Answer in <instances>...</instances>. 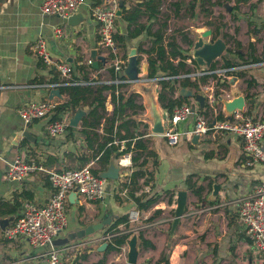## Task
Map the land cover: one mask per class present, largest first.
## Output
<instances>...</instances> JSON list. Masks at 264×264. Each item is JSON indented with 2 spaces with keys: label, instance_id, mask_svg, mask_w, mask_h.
<instances>
[{
  "label": "crops",
  "instance_id": "1",
  "mask_svg": "<svg viewBox=\"0 0 264 264\" xmlns=\"http://www.w3.org/2000/svg\"><path fill=\"white\" fill-rule=\"evenodd\" d=\"M42 1L0 0V264L42 263L47 248H33L24 240L11 241L4 236V231L19 217L25 201L36 206L47 202L52 193L49 172L81 168V156L89 158L85 166L100 169L92 152L86 150L80 135H75V141L69 138V131L57 138L48 135L46 127L53 113L30 124L24 123L18 115V110L26 105L48 99L49 91L39 85L58 77L56 66L70 65L76 76L77 67H86L85 62L92 58V53L96 51L100 56L97 51L98 26L91 15L92 8L99 0H87L68 20L43 15ZM200 1H196L194 9L193 0H155L159 14H153L150 19V11L142 7L143 15L139 23L146 26L149 33L144 32L136 39L126 40L125 49H119L122 59L124 56L128 59L131 51L136 53L140 47L148 51L152 47V36L161 31L165 38L175 37L184 55L190 57L187 65L191 74L207 71L209 68L205 64H196V67L191 64L192 46L206 31H211L213 35L212 28L200 25L207 21L198 14ZM211 1L214 3L211 7L212 19L225 24L216 41L225 44L223 55L233 67L223 69L222 59L219 61V58L214 62L217 78H210L207 84L194 90L203 97L209 93L215 97L213 103L201 107L203 114L220 120L224 118V103L242 97L243 116L254 120L264 119V0ZM141 3L142 0H124L123 7L129 10ZM176 4L180 7L177 8ZM116 27V33L126 34L127 23L122 20V13L116 20ZM57 30L61 32L59 37H56ZM223 34L228 35L229 39L224 40ZM40 36L46 41L53 61L51 66L44 65L33 53V46ZM189 42H192L191 46ZM205 43L211 44V38L205 39ZM227 49L231 52L226 55ZM136 57L140 59L138 79L121 91L136 93L138 100L144 102V110L132 119L141 123L143 136L138 140L146 150L131 152L134 160L126 167L119 166V159L112 157V163L117 166V178L105 180V194L100 201L78 203L74 205V210V206L68 202V226L58 239L80 236L87 226L101 223L104 219H110L112 224L124 214L128 215V227L119 226V232L113 236L128 235L129 238L119 251L105 253L112 235L107 233L109 226H104L99 232L63 245L72 247L65 253L63 264H128V241L133 236L137 237L138 256L135 264H264V252L252 250L244 225L238 219L243 198L256 184L264 183V163L252 168L242 167L243 143L240 137L234 135L209 133L192 142L193 135H189L193 129L191 118L179 124L183 135L176 147L168 146L165 138L153 135L149 128L145 129L148 105L144 91L150 90L159 107L163 108L158 102L159 85L147 79V55L139 52ZM106 61L99 62V69L89 77L111 79L108 69L112 62ZM220 70L231 73H218ZM217 81L223 86L216 96ZM179 90L174 99L181 98ZM61 96L62 99H53L54 105L68 100L66 95ZM105 96V110L111 115L113 106L110 92H106ZM193 102L195 99L190 98L183 103ZM78 110L84 113L88 111L87 107ZM75 113L64 112L61 118L66 119L69 125ZM103 126L102 121L100 133ZM76 129H81L80 123ZM21 155L26 160H33L41 170L31 172L22 182L7 180L5 175L9 164ZM110 166L108 163L98 176ZM134 172L143 174L136 180L138 189L135 197L142 194L160 197L157 203L143 212L136 210L128 197V190L123 187ZM150 173H153L152 180ZM188 176H192L196 187L202 188L200 199L186 189L185 179ZM213 184L220 189L216 202L204 205ZM181 191L187 195L186 208L175 231L171 233L176 198ZM131 213H137L136 222L131 221ZM140 232L153 248L141 245L138 238ZM104 244L106 247L101 250Z\"/></svg>",
  "mask_w": 264,
  "mask_h": 264
},
{
  "label": "built area",
  "instance_id": "2",
  "mask_svg": "<svg viewBox=\"0 0 264 264\" xmlns=\"http://www.w3.org/2000/svg\"><path fill=\"white\" fill-rule=\"evenodd\" d=\"M87 0H43L41 3V13L46 16L58 17L68 20ZM119 10L118 0H99V3L92 8V18L98 26V54L112 62L115 72H123L127 60L122 59L119 48L113 40L117 32L116 20ZM61 34L56 31V37ZM34 55L46 66H51L53 61L48 53L46 41L39 37L33 46ZM93 60L85 62L89 76L96 71L92 67ZM59 73L56 82H47L39 85L48 91L59 89L61 86L71 84L72 69L70 65L63 64L56 66ZM181 75L178 78L190 77L194 79L207 73ZM226 70L218 73L225 74ZM214 73H217L214 71ZM95 78H90L94 80ZM96 80V79H95ZM95 82H81L82 85H93ZM111 83V82H110ZM117 83L131 84V81L124 80ZM106 84V83H105ZM176 96V95H175ZM169 98L165 105H169ZM204 104H211L215 100L213 94L204 96ZM53 101L48 99L33 102L18 110V115L26 124L34 120H41L53 113ZM200 108V109H199ZM203 108V107H202ZM199 103H182L175 105L171 111L164 109L167 116L164 120V133L168 146L179 145L183 132L179 129V124L192 119L193 129L189 135L198 136V139L206 137L209 133H222L234 135L242 139L243 161L242 167L252 168L255 165L264 163V119L254 120L244 117L239 110L231 114L230 119L224 113V118L218 120L206 117ZM66 119L49 122L46 131L51 138H57L66 133L68 127ZM120 151L124 149V142L119 143ZM131 164V154L126 153L118 160L119 166H129ZM41 170L33 160H26L24 155L18 156L8 166L6 179L10 181L22 182L31 172ZM48 181L52 188V193L47 202L42 206H36L30 201H25L21 207V214L14 224L4 231V236L11 241L24 240L33 248H47L41 264H63L65 253L72 249L68 246H53V241L58 239L68 226V196L75 193L78 203H94L103 199L105 194V180L91 171V165L81 168L62 170L60 172H49ZM130 219L136 222L137 213H131ZM239 221L244 225L245 234L251 242V248L256 253L264 252V183L256 184L250 193L243 198L240 203ZM113 236V235H112ZM110 238V237H109Z\"/></svg>",
  "mask_w": 264,
  "mask_h": 264
},
{
  "label": "trees",
  "instance_id": "3",
  "mask_svg": "<svg viewBox=\"0 0 264 264\" xmlns=\"http://www.w3.org/2000/svg\"><path fill=\"white\" fill-rule=\"evenodd\" d=\"M193 1L194 5L192 8L195 9L197 0ZM175 6L177 8L180 7L179 4ZM212 6H214V3H212L211 0H201L198 6V14L207 18V21L202 22L200 25L212 28L213 35L211 36V41L213 42L218 38L220 30L225 28V24L222 22L216 23L212 19ZM142 7H146V9L150 11L149 19L153 14H159L157 9L158 6L155 5V0H142L141 4L129 10L121 7L122 20L127 23V29L126 34L120 35L116 33L113 36V40L119 49H125L126 40L136 39L144 34V32L149 33V29L139 23L143 15L141 10ZM152 37V47L148 51H143L140 47L137 49L136 54L144 52L147 55V79L159 85L160 92L158 94V102L163 109L171 111L175 105H180L189 100L187 98L172 99L169 105H165V101L174 97L179 88L196 90L199 86L207 84L210 78L214 80L217 78L214 73L216 70V63H214L207 71L202 72L207 74L196 76L194 79L190 77L179 79L178 77L181 75L191 74V70L187 65V60H189L190 57L184 55V51L178 45L175 37L170 36L165 38L161 31L155 33ZM222 37L224 40L229 39V36L226 34H223ZM235 44L237 47L239 46V44ZM189 45L191 46L192 42H189ZM230 52L231 51L227 49L225 53L227 55ZM123 58L124 60L127 59L125 56ZM221 59V66L223 69H230L233 67L225 55L222 56ZM191 64L194 67L197 66L194 60H191ZM76 70V76L73 75V72L71 73V84L59 88L60 93L66 95L68 100L54 108L50 121L54 122L60 120L64 112L70 111L75 113L78 109L87 107L88 111L80 122L81 129L77 131L76 128L67 127V131L70 132L69 138H71V141H75V135H80L83 138L86 150L92 152L93 158L96 159V164L100 165L99 170L91 168L92 173L98 175L99 172L104 170L108 163H110L113 156L115 159H119L126 153L131 154V152L135 150H146V147L138 140L140 136H143L140 132L141 123L132 119L133 116L143 111L144 107L139 103L138 94L121 91L127 84L117 82L127 80V78L123 72H115L114 67H109L108 69V73L111 77L110 84H105L95 79L90 80L89 72L86 71V67L84 66L77 67ZM230 73L229 71L226 72V74ZM56 79L57 77L50 82H56ZM88 81L95 83L93 85L80 84L81 82ZM106 92H110V102L113 106L111 115H108L105 110ZM215 95L217 96L218 94L215 93ZM102 121L104 122V126L100 133L99 130ZM121 142H124V149L120 151L119 143ZM79 160L81 162V167H83L87 164L89 158L87 159L81 156ZM131 160H134L132 159V155ZM142 175V173L134 172L129 178V182L123 185V187L128 190V197L133 201L136 210L140 212L146 211L160 200L158 196L148 197L145 194L135 197V191L138 189L136 180ZM152 179L153 173H150V180ZM185 186L187 190L191 191L199 199L201 198L202 188L196 187V185L193 184L192 176L186 177ZM169 202H171V199ZM128 224V215L124 214L109 225L107 233L115 235L119 232V226L123 225L128 227ZM128 238V235L112 236L105 253L119 251L121 246L127 242ZM138 238L144 248H153L152 243L144 239L141 232L138 234ZM169 250L170 249H168V252ZM165 264L168 263L165 262Z\"/></svg>",
  "mask_w": 264,
  "mask_h": 264
},
{
  "label": "water",
  "instance_id": "4",
  "mask_svg": "<svg viewBox=\"0 0 264 264\" xmlns=\"http://www.w3.org/2000/svg\"><path fill=\"white\" fill-rule=\"evenodd\" d=\"M123 3L124 0H118V6H119V10L117 12V16L121 15V7H123ZM71 18V17H70ZM69 18V19H70ZM212 36V32L211 31H206L205 33H203L198 41L194 44L193 46V60L195 61V63L197 65H201L203 66L205 64L206 68H210V66L214 63V61L221 57V55L223 54L224 50H225V44L222 43V41L218 40V41H213L211 44L210 43H205V39L206 38H211ZM93 63H92V67L95 70L99 69V62L102 63H106V59L98 56L96 51L94 53H92V58ZM123 74L125 75V77L127 78V80L133 82L136 81L137 78V74H138V59L136 57V53L135 51H131L129 58L127 60V64L126 67L123 71ZM156 83V82H155ZM200 91V90H198ZM160 92V91H159ZM145 97H146V102L148 105V123H146L144 125L145 129H150V132L153 135H159L162 136L164 133V120L167 116V113L164 112L163 109H161L157 103V101L154 99V96L152 95V93L150 92V90H145L144 91ZM159 94V93H158ZM179 96L181 98H194L198 103L200 107L204 106V102H205V98L196 93L193 89H188V88H180L179 90ZM62 99L61 93L59 89H52L48 92V100L51 103L53 101V99ZM244 108V99L242 97H239L237 99H234L231 102H225L223 105V110L224 113L228 116V119H230L231 114L236 111H242ZM86 113H84L82 110H77L76 113L74 114L72 120H70L69 122V127L72 128H76L79 123L81 122L82 118L85 117ZM198 139V136H193L192 142H196V140ZM113 161H110V167L109 169H107V171L102 172L99 177L106 180L108 178H117V174L116 173V164L112 163ZM220 191L219 187L216 184L212 185V190L210 195L207 197L206 202H204L203 204L206 205L207 203H215L216 199H217V195L218 192ZM186 192L185 191H181L177 194V198H176V208L174 210V218L172 221V225H171V233H173L180 221V219L183 217L184 212H185V208H186V202H187V198H186ZM68 202L71 205H78V199L75 193H71L68 196ZM75 209V206L73 207V210ZM111 223L110 219L108 220H103L101 223L95 224V225H90L87 226L84 229V232L82 235L77 236V237H72L69 236L65 239H56L55 241H53V246L59 247V246H63V245H67L70 242L74 241V240H78L84 237H88L96 232H99L101 230H103L104 226H109ZM106 247V245L104 244L102 249ZM128 247H129V251H128V264H135L136 263V259L138 256V251H137V237L133 236L129 241H128Z\"/></svg>",
  "mask_w": 264,
  "mask_h": 264
},
{
  "label": "rangeland",
  "instance_id": "5",
  "mask_svg": "<svg viewBox=\"0 0 264 264\" xmlns=\"http://www.w3.org/2000/svg\"><path fill=\"white\" fill-rule=\"evenodd\" d=\"M207 39V38H206ZM205 41V40H204ZM193 47V46H192ZM191 47V48H192ZM192 51H193V48H192ZM222 56H224L223 54L221 55V57ZM221 57H219L220 58V60L219 61H221ZM219 58H217L214 62H216ZM107 70V69H106ZM103 77H104V75H103ZM217 77V76H216ZM97 80H99L100 82H103V83H106V84H110V82H111V79L110 78H100L99 76L97 77ZM221 86H223V84H220L219 83V81H217V83L215 84V93H220V88H221ZM139 103L140 104H144V102L142 101V99H139ZM147 104V103H146ZM146 110V109H145ZM147 117H148V109H147Z\"/></svg>",
  "mask_w": 264,
  "mask_h": 264
}]
</instances>
